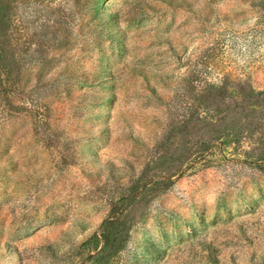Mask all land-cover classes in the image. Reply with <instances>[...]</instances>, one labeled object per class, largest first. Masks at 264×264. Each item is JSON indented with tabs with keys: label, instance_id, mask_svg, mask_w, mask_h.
Returning <instances> with one entry per match:
<instances>
[{
	"label": "rangeland",
	"instance_id": "rangeland-1",
	"mask_svg": "<svg viewBox=\"0 0 264 264\" xmlns=\"http://www.w3.org/2000/svg\"><path fill=\"white\" fill-rule=\"evenodd\" d=\"M0 264H264V0H0Z\"/></svg>",
	"mask_w": 264,
	"mask_h": 264
}]
</instances>
